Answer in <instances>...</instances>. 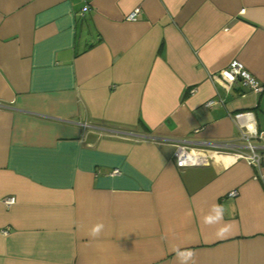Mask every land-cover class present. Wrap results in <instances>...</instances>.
Returning <instances> with one entry per match:
<instances>
[{"label": "crops", "instance_id": "1", "mask_svg": "<svg viewBox=\"0 0 264 264\" xmlns=\"http://www.w3.org/2000/svg\"><path fill=\"white\" fill-rule=\"evenodd\" d=\"M234 59L264 85V0H0V264H264V89ZM240 111L259 165H176L245 144Z\"/></svg>", "mask_w": 264, "mask_h": 264}, {"label": "built area", "instance_id": "2", "mask_svg": "<svg viewBox=\"0 0 264 264\" xmlns=\"http://www.w3.org/2000/svg\"><path fill=\"white\" fill-rule=\"evenodd\" d=\"M140 6L134 7L127 15L129 20H135L140 14ZM218 76L223 79L226 85L240 80L250 90L258 93L264 89L261 81L252 76L245 68L244 64L234 59L218 73ZM214 100L208 101L206 104L211 106L214 104ZM1 105V103H0ZM234 119L237 121L240 127L243 129L242 138L245 140V144L237 145L230 142H211L207 143L206 147L203 144L195 145L190 139H181L174 142V159L178 167L183 168L193 165H201L209 162L213 155L221 152H226L228 149H232L231 155L236 159L242 158L251 165H259L262 155L257 151V144L254 139L261 136V133L257 131L251 111H240L233 114ZM113 172H118V169H114ZM231 196H236L237 191L233 190L229 193ZM3 201L6 204H12L15 202V197H5ZM6 233V231H4Z\"/></svg>", "mask_w": 264, "mask_h": 264}, {"label": "clouds", "instance_id": "3", "mask_svg": "<svg viewBox=\"0 0 264 264\" xmlns=\"http://www.w3.org/2000/svg\"><path fill=\"white\" fill-rule=\"evenodd\" d=\"M214 207L216 209V215L215 216H205L204 217V223L206 225L217 224L220 221H222V219H223V214H224L223 206L214 205ZM230 227H231L230 225H225V226L221 227L217 231V236L219 238H224L230 232ZM102 228H103V224H96L91 229L90 234L93 237H96V236H98L100 234ZM177 256L182 261V264H187L188 261H193V264H194L195 253L192 252L191 250L180 251V252L177 253Z\"/></svg>", "mask_w": 264, "mask_h": 264}]
</instances>
